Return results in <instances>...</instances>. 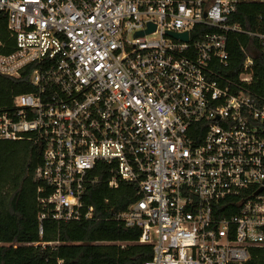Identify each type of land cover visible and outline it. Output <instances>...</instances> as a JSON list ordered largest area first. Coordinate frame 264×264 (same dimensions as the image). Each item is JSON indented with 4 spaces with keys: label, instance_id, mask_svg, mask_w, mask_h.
Here are the masks:
<instances>
[{
    "label": "built area",
    "instance_id": "1",
    "mask_svg": "<svg viewBox=\"0 0 264 264\" xmlns=\"http://www.w3.org/2000/svg\"><path fill=\"white\" fill-rule=\"evenodd\" d=\"M241 3L264 7L0 0L14 38L0 75L28 70L32 87L0 108V143L41 149L39 221L93 219L84 197L106 173L109 188L136 186L138 199L111 216L140 229L145 264L243 263L264 245V100L247 87L252 57L235 79L227 50L235 32L264 49V33L230 22Z\"/></svg>",
    "mask_w": 264,
    "mask_h": 264
},
{
    "label": "trees",
    "instance_id": "2",
    "mask_svg": "<svg viewBox=\"0 0 264 264\" xmlns=\"http://www.w3.org/2000/svg\"><path fill=\"white\" fill-rule=\"evenodd\" d=\"M230 22L264 33V7L241 3ZM12 50L14 38L0 12V52ZM227 50L235 79L246 56L252 57L247 87L264 100V49L255 38L235 32L229 35ZM28 75V70L17 79L0 75V108L12 96L32 89ZM40 162L41 149L31 141L0 143V264H145L152 258V246L138 243L140 229L125 227L111 216L138 199L136 186L121 182L109 188L106 173L88 186L84 197L85 205L94 208L93 219L57 223L44 217L39 221L45 210L36 200L33 174ZM231 264H264V245L252 248L247 261Z\"/></svg>",
    "mask_w": 264,
    "mask_h": 264
},
{
    "label": "water",
    "instance_id": "3",
    "mask_svg": "<svg viewBox=\"0 0 264 264\" xmlns=\"http://www.w3.org/2000/svg\"><path fill=\"white\" fill-rule=\"evenodd\" d=\"M154 29H153V27H149L147 30H145L144 32H139L138 34L139 35H142V34H144V33H148V32H151V31H153ZM175 37H181V38H183L184 40H186V38H187V34L186 33H184V34H181V35H174Z\"/></svg>",
    "mask_w": 264,
    "mask_h": 264
}]
</instances>
